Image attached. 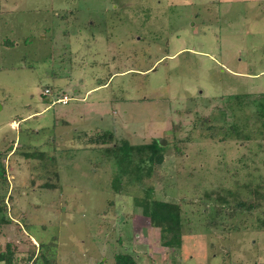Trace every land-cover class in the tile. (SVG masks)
Here are the masks:
<instances>
[{
  "label": "rangeland",
  "instance_id": "obj_1",
  "mask_svg": "<svg viewBox=\"0 0 264 264\" xmlns=\"http://www.w3.org/2000/svg\"><path fill=\"white\" fill-rule=\"evenodd\" d=\"M0 104V264H264V0H0ZM155 139L116 193L111 147Z\"/></svg>",
  "mask_w": 264,
  "mask_h": 264
},
{
  "label": "trees",
  "instance_id": "obj_2",
  "mask_svg": "<svg viewBox=\"0 0 264 264\" xmlns=\"http://www.w3.org/2000/svg\"><path fill=\"white\" fill-rule=\"evenodd\" d=\"M42 96L45 97L48 95H45L42 92ZM64 96L65 95L63 94L60 97L62 98ZM260 115L264 116V108L263 110L260 109ZM112 137L113 135L110 133L105 132V135L101 136L100 133L97 132L95 133L94 139H104L103 142H108V139H111ZM101 145L103 144L100 143L98 146ZM110 151L112 152V159H115V167L117 170V174L112 180V189L116 191V193H119V187L125 182H140L142 177L140 166L142 163H149L151 166L154 164H160L162 162V151H164V149L158 145L157 139H155L151 143L141 146H130L126 142H123L120 145H113ZM133 152L137 155H144V157H139L137 160L134 157ZM41 155L44 157V154L42 153L37 154L38 157ZM51 188L53 190L55 186H49V189ZM136 203L140 207L141 216L148 220L149 228L158 230L161 245L164 248L179 249L182 245V217L180 206L170 202L151 200L148 196ZM3 210L5 209L3 208ZM2 258L1 255L0 262L3 261ZM42 258H46V256L42 255ZM113 261L114 264H137L131 255L124 253L116 254ZM38 262V260L36 262L32 261V264H37ZM7 264H12L9 259Z\"/></svg>",
  "mask_w": 264,
  "mask_h": 264
},
{
  "label": "built area",
  "instance_id": "obj_3",
  "mask_svg": "<svg viewBox=\"0 0 264 264\" xmlns=\"http://www.w3.org/2000/svg\"><path fill=\"white\" fill-rule=\"evenodd\" d=\"M44 94H45V95H48V94H49V91H48V90H45V91H44ZM69 100H70L69 98H67L66 96H64V97H62V98L56 100V102L65 105V104H67V103L69 102Z\"/></svg>",
  "mask_w": 264,
  "mask_h": 264
},
{
  "label": "water",
  "instance_id": "obj_4",
  "mask_svg": "<svg viewBox=\"0 0 264 264\" xmlns=\"http://www.w3.org/2000/svg\"><path fill=\"white\" fill-rule=\"evenodd\" d=\"M2 109V105L0 104V111ZM157 143L160 147H164L166 145V141L164 139H157Z\"/></svg>",
  "mask_w": 264,
  "mask_h": 264
},
{
  "label": "crops",
  "instance_id": "obj_5",
  "mask_svg": "<svg viewBox=\"0 0 264 264\" xmlns=\"http://www.w3.org/2000/svg\"><path fill=\"white\" fill-rule=\"evenodd\" d=\"M13 151V150H12Z\"/></svg>",
  "mask_w": 264,
  "mask_h": 264
}]
</instances>
